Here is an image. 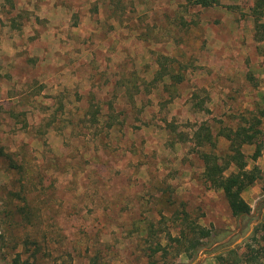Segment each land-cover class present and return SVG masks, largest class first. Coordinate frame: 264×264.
I'll use <instances>...</instances> for the list:
<instances>
[{"label": "rangeland", "instance_id": "374dc122", "mask_svg": "<svg viewBox=\"0 0 264 264\" xmlns=\"http://www.w3.org/2000/svg\"><path fill=\"white\" fill-rule=\"evenodd\" d=\"M221 4L0 0V264H215L263 243L264 42L253 0ZM241 128L244 220L200 158ZM188 223L216 231L196 254L171 239Z\"/></svg>", "mask_w": 264, "mask_h": 264}, {"label": "trees", "instance_id": "16d2710c", "mask_svg": "<svg viewBox=\"0 0 264 264\" xmlns=\"http://www.w3.org/2000/svg\"><path fill=\"white\" fill-rule=\"evenodd\" d=\"M187 6H199L201 8H212L221 6V0H184ZM250 15L253 19L254 39L256 41L264 42V0H253L250 8ZM255 134H246V130L241 128L234 133L230 141V153L226 158L214 154L211 151H202L200 158L203 162V178L205 182L212 188L222 192L227 203L231 216L244 220L250 215V207L244 201L241 193L248 188L257 179L258 170L253 167L251 170L245 169V164L242 161L238 147L235 143L239 141L240 144H252ZM193 142L199 147L208 146L213 147V139L210 129L205 124H200L193 132ZM260 148L256 149L253 159L259 156ZM5 156L2 148H0V157ZM233 164L236 171L225 175V171ZM264 233V229L262 230ZM216 231L209 230L199 225L188 223L186 230L182 229L177 232L174 239L177 242L187 244L186 253H193L199 250L202 246V239H211L214 237ZM170 237V236H169ZM254 244H247L244 252H237L231 249L220 253L213 257L215 264H264V237L260 236L263 241L260 244L257 238V230L254 231L250 237ZM255 244L257 247H255ZM90 264H96L92 260Z\"/></svg>", "mask_w": 264, "mask_h": 264}]
</instances>
